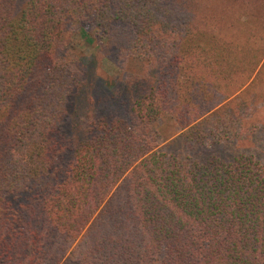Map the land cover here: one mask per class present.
Wrapping results in <instances>:
<instances>
[{
	"label": "trees",
	"instance_id": "trees-1",
	"mask_svg": "<svg viewBox=\"0 0 264 264\" xmlns=\"http://www.w3.org/2000/svg\"><path fill=\"white\" fill-rule=\"evenodd\" d=\"M207 2L0 0V264H264V29Z\"/></svg>",
	"mask_w": 264,
	"mask_h": 264
},
{
	"label": "rangeland",
	"instance_id": "rangeland-1",
	"mask_svg": "<svg viewBox=\"0 0 264 264\" xmlns=\"http://www.w3.org/2000/svg\"><path fill=\"white\" fill-rule=\"evenodd\" d=\"M236 1L237 0H208L207 2L208 5L211 2H212V5H214V3L215 4L219 3L220 8H218V12L216 13V15H213V16L215 17V19L219 21L221 25L232 26L231 29L228 31H223L225 30V28L223 27L221 29L223 33L221 34V37H220V41L228 42L230 43L231 46H234V45L240 46L241 43H245L243 42L245 37H247L246 31H244L245 25L253 27L254 29L252 30V32L255 30V28L256 30H259V32H257L258 34H263L261 32V29L262 28L264 29V24H262L263 22H255L253 24L252 18H251L252 20L251 21L245 15L239 14V10L241 9L238 5L239 3H237ZM234 4L235 5L237 4V5L234 6ZM232 5H233V8H232ZM216 16L218 18H216ZM248 38H251V37H248ZM252 38L254 39L255 36H252ZM256 42L257 44H255L253 47L255 50L256 48L260 50L259 52L256 51V56H253L259 60V63L256 67L257 69L259 68L261 63L264 61V37H262V39H258ZM70 50L72 51L71 53L72 55H75L83 59L85 58L87 60V63H86L87 69L90 70L92 68L91 71L88 73L96 75L101 81V83L105 85V88L106 87L109 88L111 87L112 84H116L117 88H119L120 90H123V87L126 83V78H129L130 80H132V77L134 76L132 74H137V75L143 74L145 70V66H146L145 62L141 60L133 59V60H129L126 63L125 70L122 71V69H120L118 66H116L112 61L108 60L107 58H102V59L94 61V64L92 66V63L90 60L92 59L91 52L93 51V45L92 43L86 42L83 38H81L77 34H73L71 38ZM231 101H239V100L237 98L235 99L232 98ZM248 111L252 112V110L245 109V112L248 113ZM262 112H263L262 110L254 111L256 116H258ZM170 125L171 124L168 122L167 126H165L166 129L164 130V132L161 135H159V143H158L159 145L158 146H160L163 142L167 141L168 139H170L172 136L175 135L176 132L173 131V128Z\"/></svg>",
	"mask_w": 264,
	"mask_h": 264
}]
</instances>
